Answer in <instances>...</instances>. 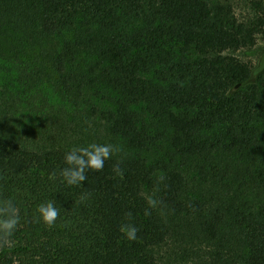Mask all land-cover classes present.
I'll return each instance as SVG.
<instances>
[{
    "label": "trees",
    "instance_id": "16d2710c",
    "mask_svg": "<svg viewBox=\"0 0 264 264\" xmlns=\"http://www.w3.org/2000/svg\"><path fill=\"white\" fill-rule=\"evenodd\" d=\"M258 7L0 0V264H264Z\"/></svg>",
    "mask_w": 264,
    "mask_h": 264
},
{
    "label": "rangeland",
    "instance_id": "374dc122",
    "mask_svg": "<svg viewBox=\"0 0 264 264\" xmlns=\"http://www.w3.org/2000/svg\"><path fill=\"white\" fill-rule=\"evenodd\" d=\"M232 8L233 15L239 22L259 21L262 14L258 5L263 0H218ZM225 56H234L241 62L252 65L255 69L264 66V26L261 32L256 36L255 43L251 46L242 48L238 51H228ZM175 246L171 244L162 251V256L167 253H173Z\"/></svg>",
    "mask_w": 264,
    "mask_h": 264
}]
</instances>
